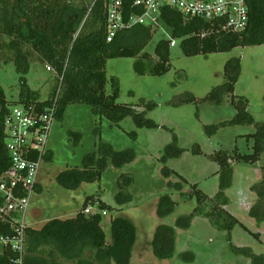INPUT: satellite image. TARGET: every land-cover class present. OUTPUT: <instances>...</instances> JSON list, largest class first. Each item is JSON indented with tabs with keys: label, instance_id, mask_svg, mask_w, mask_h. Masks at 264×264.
I'll list each match as a JSON object with an SVG mask.
<instances>
[{
	"label": "rangeland",
	"instance_id": "rangeland-1",
	"mask_svg": "<svg viewBox=\"0 0 264 264\" xmlns=\"http://www.w3.org/2000/svg\"><path fill=\"white\" fill-rule=\"evenodd\" d=\"M171 35V28L161 18L145 51L155 57L157 43L161 39H170ZM0 38L5 44L0 56V83L7 99L14 102L20 92V74L14 62L16 51L11 46L12 38L1 35ZM175 41L171 46V65L164 75L138 74L134 68L136 58L133 57L109 58L106 62L107 93L112 92L111 78H118V102L134 105L142 111L147 110L146 103H155V108L147 111V117L160 127H138L132 117L115 124L107 117L97 115L89 104L68 105L64 118L53 124L48 143L50 155L47 158L50 159L41 163L37 179L41 189L32 194L27 220L33 228H41L54 218L75 217L83 209L85 199L95 196L97 203L93 211H99L100 202L110 207L105 215L100 210L107 243L111 242L112 219L125 217L135 224L137 241L130 264H254L251 256L230 246L226 232L215 228L202 216L194 218L191 228H177L176 256L160 258L154 252L152 241L159 224L176 226L181 215L191 214L198 205L195 197L185 198L194 191V184L211 197L217 193L219 165L208 156L220 149L252 153L254 138L249 139L247 135L257 130L255 125H231L210 135L205 125L231 120L237 112L234 105L199 102L198 109L194 102L174 105L173 101H181L188 94L200 101L214 86L224 82L226 62L232 57H240L242 67L235 95L246 97L249 113L258 122H264V44L187 56L180 40ZM22 49L29 54V71L25 75L27 85L40 92L43 98L49 97L56 83L55 74L30 46L23 45ZM155 61L156 58L153 59ZM70 131L81 133L79 142L70 135ZM133 131L137 132V137L131 134ZM174 136L178 146L185 150L168 156L164 148L173 142ZM101 143L112 145L116 151L132 149L135 159L118 166L113 158H109L100 178L83 182L78 189L60 185L58 175L66 169L83 168L85 157L99 153ZM196 145L200 146L201 154L193 151ZM166 167L174 172L167 171ZM127 176L131 177L130 182ZM263 178L264 154L256 164L235 162L232 185L226 191L229 198L226 209L244 225L234 228L233 243L237 247H250L258 255H264V220L254 216L252 208L257 199L254 186ZM170 182H182V192ZM121 191L130 196V200L123 204L117 200ZM166 193L177 204L171 215L160 218L157 214L159 197ZM36 212L37 216L34 215ZM255 233L260 235V239L254 236ZM183 252H191L194 259H187L190 254L181 258L179 253Z\"/></svg>",
	"mask_w": 264,
	"mask_h": 264
},
{
	"label": "trees",
	"instance_id": "trees-1",
	"mask_svg": "<svg viewBox=\"0 0 264 264\" xmlns=\"http://www.w3.org/2000/svg\"><path fill=\"white\" fill-rule=\"evenodd\" d=\"M134 1L124 0L126 16L143 12V9L133 7ZM247 3L250 11L249 25L245 31L237 33L223 30L220 21L187 17L169 8L162 9L161 14L167 26L171 28L172 38L180 40L185 55H208L214 52H228L239 46L264 44V0H247ZM155 32L156 28L151 25L138 24L119 32L111 42H108L106 0H0V35L12 38L11 46L16 51L14 62L20 74L18 102L29 104L43 99L41 105L44 107L52 103L60 89L57 119L64 118L68 105L84 103L91 105L97 115L105 116L115 124L132 117L138 127L159 128L160 125L155 120L147 117V111L154 109L155 103H146L147 110L143 111L134 105L119 103L120 83L116 77L111 78L112 92L108 94L106 91L108 82L106 62L109 58H136L134 68L140 75L146 73L164 75L168 72L171 65L169 39H161L157 43L155 57L145 51ZM23 45L30 46L42 60L55 69L56 83L47 98H43L40 92L27 85L25 75L29 71V54L22 49ZM4 48L5 44L0 38V56ZM241 67V58L232 57L225 64L224 82L214 86L200 101L192 94H188V97L181 101H173L174 105L194 102L198 109L199 102L234 105L237 112L231 120L205 125L210 135L222 127L231 125H255L257 130L247 135L249 139L254 138L252 153L242 154L220 149L208 156L219 165L218 191L211 197L194 184L192 186L194 191L185 195L186 200L194 197L197 199L198 205L194 211L188 215H181L176 226L159 224L152 246L160 258L176 256L177 228H191L194 218L202 216L215 228L227 233L228 242L235 251H242L251 256L254 264H264L263 254L258 255L250 247H237L233 243L234 228L237 225L243 227L244 225L226 209L229 203L226 191L232 185L235 162L256 164L264 154V122H258L249 113L246 97L235 95ZM11 102L17 101L7 99L4 87L0 83L2 109L0 121L7 111L8 103ZM131 134L137 137L136 131ZM70 135L77 142L80 141L81 133L70 131ZM174 137L173 142L164 148L168 156L178 155L185 150L178 146L176 136ZM193 151L196 154L202 153L199 145H196ZM6 156L5 141L0 133V160ZM135 156L132 149L116 151L112 145L101 143L99 153L94 152L85 157L83 168L66 169L57 179L65 188L78 189L83 182L98 180L107 167L109 158H113L116 165L122 166L132 162ZM166 169L174 172L168 167ZM127 178L130 182L131 177ZM170 185L179 190L184 187L182 182L175 184L170 182ZM254 189L257 199L252 214L259 220H264V178L255 184ZM117 200L123 204L130 200V196L121 191L117 195ZM96 203L95 196H88L83 209L75 217L51 219L41 229L30 227L27 231L24 264H130L137 241L135 224L125 217L112 219L111 242L107 243L106 233L101 225L103 215L100 210H108L110 207L100 202L99 212L85 213L89 206H95ZM176 204L169 193L161 195L157 207L158 216L166 218L171 215ZM254 236L260 239L258 233ZM179 256L188 260L195 257L191 252L179 253ZM0 264L13 263L8 256H0Z\"/></svg>",
	"mask_w": 264,
	"mask_h": 264
},
{
	"label": "built area",
	"instance_id": "built-area-1",
	"mask_svg": "<svg viewBox=\"0 0 264 264\" xmlns=\"http://www.w3.org/2000/svg\"><path fill=\"white\" fill-rule=\"evenodd\" d=\"M133 7L141 13L126 16L124 0H106L107 41L119 32L138 24L159 27L162 9L176 10L187 17L221 22L228 32L245 31L250 21L247 0H135ZM170 47L175 44L172 35ZM47 68L55 73L50 64ZM52 103L43 101L29 104L8 103L0 121V133L5 141L7 156L0 160V256H8L13 264H24L27 248V231L32 194L37 190L41 163L50 155L49 138L58 113V93ZM2 109H0L1 115ZM94 206L85 213L94 214ZM107 214V210L102 212Z\"/></svg>",
	"mask_w": 264,
	"mask_h": 264
},
{
	"label": "crops",
	"instance_id": "crops-1",
	"mask_svg": "<svg viewBox=\"0 0 264 264\" xmlns=\"http://www.w3.org/2000/svg\"><path fill=\"white\" fill-rule=\"evenodd\" d=\"M156 30H157V28H156ZM171 33H172V32H171ZM178 40H179V39H178ZM217 171H218V170H217ZM40 189H41V188H40V186H39V189H37V190H40ZM37 190H36V191H37ZM34 215L37 216L38 213L36 212V213H34ZM61 219H63V218H61ZM43 226H44V225H43ZM43 226H42V227H43ZM30 227L33 228V226H30ZM42 227H41V228H42ZM41 228H33V229H41Z\"/></svg>",
	"mask_w": 264,
	"mask_h": 264
}]
</instances>
